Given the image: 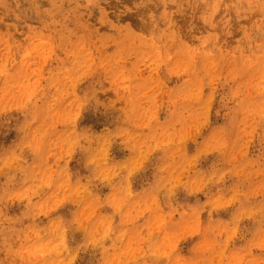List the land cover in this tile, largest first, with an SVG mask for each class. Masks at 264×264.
Returning a JSON list of instances; mask_svg holds the SVG:
<instances>
[{
	"label": "rangeland",
	"instance_id": "374dc122",
	"mask_svg": "<svg viewBox=\"0 0 264 264\" xmlns=\"http://www.w3.org/2000/svg\"><path fill=\"white\" fill-rule=\"evenodd\" d=\"M0 264H264V0H0Z\"/></svg>",
	"mask_w": 264,
	"mask_h": 264
}]
</instances>
